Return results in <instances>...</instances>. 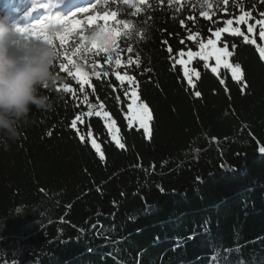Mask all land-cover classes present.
<instances>
[{
  "label": "trees",
  "instance_id": "obj_1",
  "mask_svg": "<svg viewBox=\"0 0 264 264\" xmlns=\"http://www.w3.org/2000/svg\"><path fill=\"white\" fill-rule=\"evenodd\" d=\"M95 3L90 15L115 11L116 20L134 25L132 38L121 36L119 44L123 49L131 44L140 67L116 68L114 60L105 62L103 53L73 57L95 87L93 93L86 85L82 93L72 76L60 71L57 60L54 71L59 79L41 89L55 101L54 110L33 107L18 139L0 137V264H264V154L259 152L264 146V61L242 37L222 34L229 51L237 45L228 59L241 64L244 80H233L223 67L218 78L197 57L189 64L201 73L199 80L194 78L195 90L201 93L196 97L182 66L173 68L170 59L180 50H198L186 39L181 19L206 38L209 27H223L226 19L240 15L239 7L229 0L227 14L214 7L209 14H216L209 21L199 15L197 0H173L171 6L168 0ZM235 4L252 10L256 19L264 18L259 16L264 12L260 0ZM188 16H195V26ZM135 29L144 30L143 38ZM255 37L264 46L259 26ZM75 40L70 38L65 48L71 51ZM56 43L59 47L58 39ZM128 56L122 52V62ZM93 61L99 62L95 70L100 79L93 74ZM116 71H127L139 82L138 95L153 117L150 139L138 125L129 130ZM244 82L247 87L241 91ZM63 84L75 89L77 100L63 91ZM84 94L90 104H105L125 149L115 145L95 115L77 122L82 133L89 126L92 131L91 138L80 142L70 124L75 115L88 111ZM90 139L101 144L104 161Z\"/></svg>",
  "mask_w": 264,
  "mask_h": 264
},
{
  "label": "snow or ice",
  "instance_id": "obj_2",
  "mask_svg": "<svg viewBox=\"0 0 264 264\" xmlns=\"http://www.w3.org/2000/svg\"><path fill=\"white\" fill-rule=\"evenodd\" d=\"M62 2L60 3L61 7ZM125 3H128L129 0H124ZM142 2L146 3L147 0H142ZM173 0H168L169 5L171 6ZM200 5L199 15L209 21H212L213 16L216 14L212 12L211 15L209 14V10L213 9L214 7L219 8L220 11L227 14V6L229 4V0H197ZM234 5L239 7L240 15L234 16L233 18L226 19L223 23L225 26L216 28H208L209 36L206 38L201 35L199 31L193 32L192 28H188L185 25V20L181 19L179 21L182 27H185L187 32L186 39L188 41H192L198 48L197 51H192L189 48L186 52L184 50H180L178 52V56H171L170 59L173 61L172 67L175 68L177 64L182 66L183 70V78L186 80L187 85L192 89H196L195 80L200 79V70L198 68H189V64L195 58H199L200 61L205 62V68L211 67L212 73H214L218 78L220 77V69L223 67L224 69L228 70L231 73V77L233 80L237 82H241L244 80L243 76V69L239 62L232 63L229 61L228 58L232 57L235 54V49L237 45L233 43L231 45V51H229V44L227 41L222 42V34L228 33L231 36H239L243 38V42L245 44L254 45L256 50L259 53V58L264 61V46L257 43V39L255 37L256 27L259 26V38L264 41V18L256 19L252 15V10L245 11V8L242 4L236 5L235 0H233ZM160 3H163V0H160ZM260 3H264V0H260ZM223 5V7H220ZM97 7V3L92 2L89 6L80 7L70 14L64 15V19L61 23L60 30L56 33H50L45 30V26L40 22L41 15H37L35 17L36 23L32 25L31 28L29 27H20L18 31L22 34V36L26 38H37L46 40L48 43L52 44L58 51L57 60L59 62V69L60 71L67 72L69 76L75 80L76 84L79 85L80 92H84L85 86H89L92 88V92L95 93V87L91 84L90 76L88 72L82 71L80 64L77 63L76 59L73 57H77L79 59H83V57L87 56L88 54H92L93 56H99L102 53L106 55V63L112 64L113 60L115 63L116 68L123 67L125 64L127 66H131L135 64L137 68L140 67V59L139 55L137 54L135 58L132 57L131 53L133 52V47L131 44L127 46L126 49L120 48V38L121 36L126 37L127 39L132 38V30L134 29V25H132L127 20H116L117 13L115 11L112 12H104L103 14L96 13L95 15H89L86 19H76L79 14H86L92 11ZM151 7V5H149ZM195 9V5H192ZM255 6H253L254 9ZM180 9L178 8L177 11ZM140 9L136 8V12H139ZM136 13H133L135 15ZM260 17H264V12L259 13ZM150 19V17H149ZM188 20L193 21V26H195V16H188L186 17ZM115 21V25L110 24L109 21ZM103 21V23H99ZM235 21L236 26H233ZM250 21H253L250 23ZM213 23H219V21H213ZM239 25H245L246 30L242 31ZM122 26V27H121ZM98 27L102 28L103 30L109 32L115 40L114 49L111 53H104L97 49L94 45H89L86 40L85 36L89 29ZM136 35L140 38H143L144 30L143 29H135ZM76 37L74 41L75 47L69 51L65 48V45L69 43L70 38ZM251 37V38H250ZM59 41V47L57 46L56 41ZM184 43L182 39L180 41ZM222 47L218 46L221 44ZM163 43L167 45V40H164ZM62 50V51H61ZM126 51L129 56L126 62H122L121 53ZM167 51L171 54L172 48L168 46ZM186 57V59H185ZM214 59L215 64L214 66L209 65L207 62ZM66 61V63L64 62ZM84 62H87L86 60ZM98 61H93L91 64V68L93 70V74L97 79H100L101 73L96 71V67L98 65ZM146 71H151L150 68L146 69ZM115 79L120 82V87L122 89V94L126 98L125 103L127 104V108L125 111V118L127 120L128 128L131 130L133 126L138 125V130L143 129L145 135L148 139L151 138V130H150V122L153 119L151 110L146 102L140 100L138 95L137 89L139 86V82L136 80L134 75H129L127 71L121 74L119 71L115 73ZM108 75L107 72H104V76ZM125 82L127 83L128 87H124ZM221 84H224L225 81L223 78L219 81ZM247 87V83L244 82L241 91ZM48 87L45 86V89ZM63 91L72 93V98L77 100V95L75 89L70 87L68 84L62 85ZM56 91H61V87H57ZM113 91H115V87H113ZM194 95L196 97H200L201 93L198 90L194 91ZM88 95L84 94L83 96V103L87 104L88 111L84 113H80L75 115V118L71 121L70 127L76 130L77 135L81 143H83L86 139L92 137L91 127L86 134L82 133L80 129L77 128V122L81 124L84 123V116L92 117L93 115L100 117L104 125L109 133L111 140L115 143V145L120 149H125L126 145L123 141V137L119 134V127L117 126V122L115 119L112 118L109 111L105 110V104L101 101L97 104H90L88 103ZM97 101H99V97H96ZM116 100L120 101V96H116ZM130 101V102H129ZM80 104L77 103L76 107H79ZM51 131L47 133V135L51 136ZM91 147L95 150V152L99 155L101 161L105 160V154L102 151L101 144L97 142V139H90ZM259 152L264 154V146L259 148ZM154 167V165H153ZM224 167V165H221ZM198 182H203L202 178L197 177ZM99 190V189H98ZM161 192L164 189L161 187L159 189ZM44 190L41 189V192ZM123 195V193H122ZM115 205V201L113 202ZM95 227V225H93ZM83 232V229H81ZM192 237H189L191 239ZM180 246L179 239L177 240L176 247ZM175 250V249H174ZM91 251V249H90ZM231 251V250H226ZM212 260H215V256L212 257ZM139 264V262H137Z\"/></svg>",
  "mask_w": 264,
  "mask_h": 264
},
{
  "label": "clouds",
  "instance_id": "obj_3",
  "mask_svg": "<svg viewBox=\"0 0 264 264\" xmlns=\"http://www.w3.org/2000/svg\"><path fill=\"white\" fill-rule=\"evenodd\" d=\"M60 26L59 21H51L49 32H58ZM85 40L104 53H111L115 45L114 37L98 27L89 29ZM57 57L52 44L23 39L6 17H0V137L18 139L33 107L54 110L55 101L41 89L59 79L54 71Z\"/></svg>",
  "mask_w": 264,
  "mask_h": 264
},
{
  "label": "rangeland",
  "instance_id": "obj_4",
  "mask_svg": "<svg viewBox=\"0 0 264 264\" xmlns=\"http://www.w3.org/2000/svg\"><path fill=\"white\" fill-rule=\"evenodd\" d=\"M69 1L71 0H64V4L62 7L65 6V4H67ZM84 1V0H83ZM94 0H92L91 2H88V3H81V4H77V5H73L71 7H69V12L66 13L65 15L67 14H70L72 11L80 8V7H86V6H89ZM10 2V0H0V17H6L7 20L10 22V24H12L17 30L18 28L20 27H29L31 28L32 25L34 24L33 21H30L29 19V12L27 13V18H20L18 16V9H23L19 6V2L16 1V2H12V4H8ZM62 2V0H60V3ZM96 2V1H95ZM14 5H17L16 9L13 10V6ZM91 12L89 13H86V14H79L76 19H86V17L88 15H90ZM64 19V15L61 17V18H58L57 21H59V23H62ZM42 24L45 26V30H47L49 28V25H50V22H45L43 21ZM22 36V34H21ZM25 40H30V38H26L24 36H22ZM218 46L222 47L221 44H218ZM210 61H213L214 64H215V61L214 59L210 60ZM214 66V65H212ZM82 71H85L82 67H81ZM86 72V71H85Z\"/></svg>",
  "mask_w": 264,
  "mask_h": 264
},
{
  "label": "bare ground",
  "instance_id": "obj_5",
  "mask_svg": "<svg viewBox=\"0 0 264 264\" xmlns=\"http://www.w3.org/2000/svg\"><path fill=\"white\" fill-rule=\"evenodd\" d=\"M82 1H83V0H71V1H69L64 7H60V8L58 9V12H59V16H58V17L63 16L64 13H65V10H66L68 7H71V6H73V5H77V4H81ZM63 4H64V3H63ZM15 8H16V6H14L13 9H15ZM29 10H30V8H26V9H23V10L21 9V11L19 12L18 16H20V17H24V18H27V17H26V14L28 13ZM36 16H37V14L34 13V19H35ZM58 17H57V18H58Z\"/></svg>",
  "mask_w": 264,
  "mask_h": 264
}]
</instances>
